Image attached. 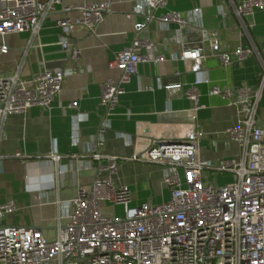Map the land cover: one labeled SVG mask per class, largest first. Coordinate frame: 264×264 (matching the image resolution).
Segmentation results:
<instances>
[{
	"label": "built area",
	"instance_id": "obj_1",
	"mask_svg": "<svg viewBox=\"0 0 264 264\" xmlns=\"http://www.w3.org/2000/svg\"><path fill=\"white\" fill-rule=\"evenodd\" d=\"M60 0H7L0 10V52L9 50L4 38L8 34L31 31L37 34L43 19L55 10ZM112 0L82 2L66 6L68 13L58 18L56 25L63 28L60 40L70 59L77 63L81 49L71 45L70 34L79 26L95 31L111 10ZM168 0H134L133 12L145 17L136 24L139 32L158 19L168 25L185 26L195 8L183 15L167 11L155 16ZM229 9L219 6L218 14L225 20L227 10H234L247 33L245 16L264 10V0H229ZM151 43L138 37L120 50L109 61V68L119 72L101 82L100 103L113 110L125 92V85L138 73V64L147 58L141 54ZM211 51L228 68L257 54L261 63V78L256 88L241 84L235 88L214 86L212 94L223 95L237 108V120L225 130L230 141L238 144V156L216 161H203L200 141L204 131L199 124L187 130L180 139H159L148 148L133 155L134 160L166 166L163 183L169 188V198L158 204L143 202L133 205V191L128 184L114 181L122 160L101 151L103 137L93 138L88 151L87 166L95 162L96 177L90 186L79 187L72 200L73 210L67 222L57 224L56 237L47 238L38 227L13 226L4 223L8 214L17 210L14 200L0 201V264H264V125L259 117V106L264 94V58L253 41L233 52H222L218 33L212 34ZM207 57L203 46L182 50L176 58L190 59L193 71L202 72ZM161 57L156 58V61ZM71 69H44L30 82L20 78L19 72L0 74V143L7 118L11 114H25L35 105L50 109ZM197 77L186 94L198 103ZM177 85H168L171 88ZM69 108H77L73 101ZM109 122L103 121L99 134ZM119 136L123 134L118 133ZM73 144L79 143V133L72 135ZM21 154L18 153L17 156ZM59 160V154L51 155ZM3 155L0 154V166ZM210 172H228L233 179L217 183ZM209 174V175H208ZM102 204L121 206V215L106 214Z\"/></svg>",
	"mask_w": 264,
	"mask_h": 264
},
{
	"label": "crops",
	"instance_id": "obj_2",
	"mask_svg": "<svg viewBox=\"0 0 264 264\" xmlns=\"http://www.w3.org/2000/svg\"><path fill=\"white\" fill-rule=\"evenodd\" d=\"M99 1L60 0L55 10L43 19L37 34L29 30L8 34L4 40L9 50L0 52V74L19 72L20 78L27 82L44 69H71L51 108L35 105L25 114H11L0 143V154L4 156L0 166V201L14 200L17 204V210L8 214L4 223L38 227L49 239L56 237L59 222H67L79 187L90 186L96 177V164L87 166L91 158L85 150L93 138L101 135L104 140L101 151L122 160L114 181L130 186L133 205L162 203L170 196L169 188L163 183L166 166L137 161L132 159L133 155L156 140L180 139L199 124L204 131L200 141L203 161L217 162L238 156V144L225 133L237 120V108L229 98L212 94L211 89L235 88L243 83L256 88L261 78L257 54L226 68L211 51L212 34L217 32L222 52L231 53L253 41L264 58V10L257 9L243 18L246 33L234 10H227L225 20L218 14L219 6L230 8L229 0H168L155 11V16L167 11L185 15L195 8H200V12L185 26L165 25L154 19L139 32L136 24L145 21V17L133 12L134 0H112L111 10L95 31L79 26L70 34L71 45L81 49L80 60L74 63L60 44L64 30L56 25V20L66 14L71 17L78 14L67 13L66 6ZM6 4L7 0H0V10ZM136 37L151 43L141 50L147 59L138 64V73L125 85L118 105L108 111L100 103V84L109 77H118L119 72L109 68V61ZM197 45L203 46L207 54L200 74L193 71L192 60L176 58L182 50ZM158 57L161 59L156 61ZM197 77L203 81L198 84L196 104L186 91ZM171 84L179 85L166 87ZM73 101H78L77 108L68 107ZM258 113L264 125V94ZM104 120L109 126L99 134ZM74 132L79 133L77 145L72 141ZM18 153L21 155L17 156ZM52 154L62 157L54 160ZM64 166L67 171H62ZM37 168L42 174L52 173L55 182L43 185L40 191L29 192L25 187L26 177ZM215 177L218 184L233 179L228 172L217 176L210 172L209 178ZM103 205L107 209V204Z\"/></svg>",
	"mask_w": 264,
	"mask_h": 264
},
{
	"label": "clouds",
	"instance_id": "obj_3",
	"mask_svg": "<svg viewBox=\"0 0 264 264\" xmlns=\"http://www.w3.org/2000/svg\"><path fill=\"white\" fill-rule=\"evenodd\" d=\"M67 166L62 171H67ZM55 176L52 173L42 174L37 168L31 175L26 177V190L29 192L40 191L41 187L46 184H53ZM64 207L68 209V203L65 202Z\"/></svg>",
	"mask_w": 264,
	"mask_h": 264
},
{
	"label": "rangeland",
	"instance_id": "obj_4",
	"mask_svg": "<svg viewBox=\"0 0 264 264\" xmlns=\"http://www.w3.org/2000/svg\"><path fill=\"white\" fill-rule=\"evenodd\" d=\"M102 206H103L104 212H105L106 214L121 215V214H122V211H123L122 208H120V207H115V206H113V205H108V204H107V206H108L107 209L104 208V205H103V204H102Z\"/></svg>",
	"mask_w": 264,
	"mask_h": 264
}]
</instances>
